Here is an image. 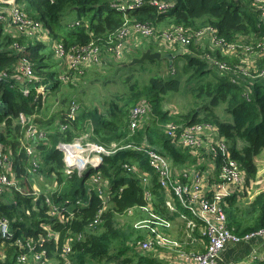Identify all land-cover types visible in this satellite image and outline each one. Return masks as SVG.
Returning <instances> with one entry per match:
<instances>
[{"label":"trees","instance_id":"obj_1","mask_svg":"<svg viewBox=\"0 0 264 264\" xmlns=\"http://www.w3.org/2000/svg\"><path fill=\"white\" fill-rule=\"evenodd\" d=\"M16 1L27 17L42 24L53 42L63 43L69 48L91 43L97 51V65H93L99 67L103 66H100L101 62H109L106 59L110 55L114 60H122L124 66L132 67L113 49L110 50L114 44L112 36L123 26L124 16L148 23L158 30L175 26H182L184 30H203L206 35L197 44L191 42L181 48L183 53L178 57L185 63L180 69L192 82L206 74L213 73L214 76L201 85L195 95L196 99H208L209 102L202 104L200 111L193 109L185 115L169 114L164 106L167 95L179 91V77L166 79L154 74L146 84L140 85L130 72L122 79L123 93L106 103L103 116L98 115L95 108L83 107L81 102L67 94H60L59 99L55 94L58 105L52 113L43 115L42 109L46 106L44 93L47 90L57 92L65 84L75 86L85 68H81V74L74 72L77 76L75 82L62 83L58 75L64 73L63 66L58 63L49 45L26 37L15 29L5 32L0 23V75L4 74L0 81V144L8 155L9 178L11 175L19 188L9 187L0 192V222L6 221L8 234L5 237L0 230V252L3 253L0 264H15L18 255L29 253L31 247L33 252H43V258L53 264H168L138 249L137 241L143 237L139 236L140 230L131 226H127L126 230L120 229L115 222L116 215L147 205L139 175H150L149 192L156 216L172 221L179 213L189 215L179 205L178 199L170 195L177 212L167 210L165 200L168 194L159 184V175L149 166L146 150L167 158L174 175H177V169L193 171L190 167L203 171L212 163L218 176L225 156L221 152L215 156L204 151L192 154L188 149L175 146L166 139L160 127L167 122L181 124L183 129L197 123L211 124L215 128L216 136L224 139L230 158L244 172L243 189L236 187L219 204L225 227L239 237L264 229V191L246 207L239 206L240 201L247 197L249 182L257 175L254 158L264 150V79L241 77L240 83L233 84L230 81L232 73L218 72L204 59L210 45L208 27L213 28L216 36L225 43L239 37H264L262 11L252 0H170L173 6L165 13H158L154 6L147 3L119 12L111 6L119 0ZM144 46L147 45L138 43L126 47L125 43L124 53L127 49L133 53ZM214 52L219 61L228 65L237 62L234 58L222 56L218 50ZM21 60L29 64L35 80H21L16 71ZM263 64L264 60L257 63L259 67ZM172 71L173 75L177 74ZM40 87L43 94L36 92ZM219 104L225 105L224 111L232 117V123L223 122L215 115L213 109ZM73 105L77 107L71 112ZM139 105L147 106L149 112L130 135V111ZM21 114L29 121L20 123ZM29 127L36 135L26 136ZM86 134L89 137L83 140L84 143L92 141L105 149L111 144H133L143 147L145 152L119 149L110 155H102L97 167L87 166L81 172L73 170L71 174H66L59 144H72ZM238 141L246 145L237 149ZM26 146L32 149L29 155L25 151ZM206 157L209 162L203 167L202 164L207 163ZM199 159H205V162ZM123 164L135 166V170L128 171ZM33 175H37L35 179L47 177L51 182L44 186L39 183L42 186L39 190L34 185ZM93 175H98L100 180L91 181L97 187L88 189L86 182ZM98 191H102L103 197ZM45 198L51 204L64 208L62 222L58 217L48 215L49 206ZM96 219L98 221L93 226ZM193 219L200 227L202 222ZM67 241L70 253L61 257ZM254 264H264V259Z\"/></svg>","mask_w":264,"mask_h":264},{"label":"built area","instance_id":"obj_2","mask_svg":"<svg viewBox=\"0 0 264 264\" xmlns=\"http://www.w3.org/2000/svg\"><path fill=\"white\" fill-rule=\"evenodd\" d=\"M253 4L260 9L262 21L264 22V0H252ZM150 4L154 6L158 13H165L173 6L170 0H119L112 3V7L119 11H127L135 9L143 4ZM0 23L4 26L5 32L16 30L18 33L26 37L34 38L45 44L48 43L53 54L63 66L64 73L59 77L62 83L75 82L77 76L74 72L81 74V68H87L95 64L97 61L96 48L90 43L86 46L66 47L63 43L53 42L50 39L47 31L41 23L34 21L27 17L21 5L16 0H0ZM209 40V51L204 55V59L208 65L218 72H230L233 76L230 81L233 84L240 83L241 77L250 79H264V64L259 67L257 61L264 60V37L258 40L243 39L239 37L231 43H225L222 39L216 36V31L208 27L207 29ZM206 35L203 30H184L182 26L170 27L166 30H158L148 23H140L135 20H130L124 16L123 26L116 31L112 36L114 40L113 47L110 50L114 51L120 57L124 54V49L127 47V42L131 38H135L137 43L141 45H157L164 46L166 51H175L177 54H182L183 47L188 46L191 42L197 44ZM126 43V47H125ZM15 48L20 50L15 44ZM182 48V49H181ZM219 51L222 56L231 58H238L237 62L228 65L225 62L219 61L214 55V51ZM252 56L253 61L247 62L246 58L240 56ZM236 57V58H235ZM217 60H216V59ZM17 74L21 80L26 82L33 81L32 70L25 60H21L16 69ZM4 74L0 75V81ZM247 89L249 82L246 83ZM37 93L43 94L42 87L36 90ZM73 105L71 112L76 109ZM146 106L139 105L131 109L129 132L132 135L142 117L146 112ZM29 121L24 115L19 116V122L24 123ZM216 131L211 124L197 123L191 125L189 128L183 129L182 125L169 124L164 130L165 137L170 140L175 146L183 149H188L192 154H198L204 151L206 154L215 156L217 152H221L225 156V160L219 171L218 182L214 179L211 183L204 179L203 175H210L209 172L191 171L187 172L189 175H194L191 185L175 182L171 179L170 163L164 156L152 151L145 150L143 147H137L133 144H125L117 146L111 144L110 148L105 149L102 146L90 143L86 140L84 143L75 141L72 144H59V149L63 153V160L66 165V174H71L73 170L78 172L83 171L87 166L97 167L102 160V155H110L119 149H131L142 151L146 153L148 164L159 175V184L161 187L171 190L179 199L181 205L186 208L193 218H197L203 224L204 233L206 237L207 246L206 251L202 254H192L184 258L185 264H217L215 261L216 255L228 244L239 241H249L257 236H264V229L247 233L241 237L236 236L225 227V218L221 211L219 204L224 201V198L231 194L233 188H242L244 184V172L240 169L238 163L230 158V153L227 151L223 138L216 136ZM36 135L32 127L26 130V136ZM41 136V134H39ZM80 145V146H79ZM26 153L31 154V147H25ZM94 160V161H93ZM123 168L128 171L135 170L133 166L123 164ZM214 165L211 163L208 169H213ZM9 169V170H8ZM10 165L8 164V155L4 152L0 144V192L7 190L9 187H15L14 180L9 178ZM181 175H185L182 173ZM100 177L98 175L91 176V181L98 182ZM19 190V188H17ZM99 195L103 197L102 191H98ZM106 199V198H104ZM226 199V198H225ZM48 207V215L51 217H58L62 222V212L64 208L53 205L48 198H45ZM79 204V202H77ZM98 219L94 221L93 226ZM92 226V227H93ZM188 227L193 229L195 222L193 220L188 222ZM0 230L3 236L7 237V223L5 220L0 222ZM55 235V234H54ZM53 235V236H54ZM165 243V240L156 236L153 241L143 242L139 244L141 251L145 252L154 247H160ZM21 247V244L18 242ZM32 249V247H31ZM29 250L27 254L18 255L15 264H47V260L43 258L42 253H36ZM70 253L69 242L63 246L61 257H66Z\"/></svg>","mask_w":264,"mask_h":264},{"label":"rangeland","instance_id":"obj_3","mask_svg":"<svg viewBox=\"0 0 264 264\" xmlns=\"http://www.w3.org/2000/svg\"><path fill=\"white\" fill-rule=\"evenodd\" d=\"M134 44L135 43H133L132 45ZM46 45H48V43ZM156 48H160V47L156 45H147L135 49L133 53L129 51L124 53L123 59L125 63L127 65H132V67L124 66L123 64H121L123 63L122 60L121 61L114 60L113 55H110L106 59L109 60L108 63L105 62L103 64L102 62L100 63V66L101 65L103 66L99 67V66H95L97 65L95 64L85 68L83 70L84 72L83 75L81 77H78V81L77 83H75V86L72 85L73 86L72 87L71 85L67 86L65 84V86H61V89H59V91L57 92H51L50 90H47L43 96L45 97L44 103L46 105L45 108L42 109L43 115H48L52 113L55 110L56 106L58 105L56 102L57 100L54 96L55 94H58L57 96L58 99L60 94H67L70 98L72 99L75 98L76 100L81 102V105L83 107L95 108L98 111V115L103 116L106 109L105 108L106 103L111 100H115L117 96L120 97V95L123 93L124 86L122 85V79L125 75H129V72L130 74H134L140 85L146 84L147 80L150 79V76L154 74H159L162 78H166V79L179 77L181 79V86L179 88V91L175 93H170L164 99L165 111L168 110L167 112H169V114L179 113V115H185L193 109L200 111V108H202L201 105L208 103L209 100L208 99L203 100L201 98L196 99L195 95L198 93V90L201 87V85H203L206 81L210 80L214 76V74L213 73L206 74L202 78L194 79L193 82L188 81L187 76L184 75L183 71L180 69V67L185 63V61L180 59L178 57L179 54H177L175 51H170V50L166 52L173 57L171 60H169L168 58H164L162 56L159 60H155V62L144 61L141 64H130L131 61L134 58L139 57L144 50L149 49L152 51H156ZM160 52H162V50ZM165 53H162V55ZM172 70L176 71L177 74L173 75ZM61 75L62 74H59L58 78ZM186 81L189 83H186ZM115 102H118V100H116ZM119 103L121 102L119 101L118 104ZM146 109L147 110L144 116L149 112V108L147 106ZM224 109H225V105L219 104L216 107H214L213 112L215 113V115L219 117L221 121L232 123V117L229 114H227L224 111ZM169 124L172 123L167 122L166 124H162L160 127L163 128V130H165L166 126H168ZM88 137L89 134H86L81 139H78V142H80V140L83 141L84 139H88ZM89 142L92 143V141ZM227 144L229 146V143ZM245 145L246 144L244 142L238 141L236 148L241 149ZM110 146L111 145H109L108 148H110ZM260 158L264 164V152L261 153ZM165 159L169 161L167 158ZM179 173H184L185 175H189L187 174V172L181 169L179 170ZM36 176L37 175H33L34 184L36 188L37 187L39 188V190L42 188V186H44V184L51 182L47 177L40 176V179L39 178L35 179ZM261 180L262 178L260 179V181ZM39 183L40 184L42 183L43 185L40 186ZM86 185L88 189L90 187H95V188L97 187L95 184L91 182V179L87 180ZM251 192L252 191L250 190L249 193ZM250 198L252 197L250 196ZM242 201L240 202L239 206L244 208V205H242L243 204ZM136 213L141 214L140 212H136ZM130 220L134 221V214H130V215L123 214L120 217L118 215L115 216L116 225L120 229L126 230L127 226H131L133 223H129ZM144 225L147 224L146 223L141 224L140 227L138 228V230L141 231L138 232L140 237L141 235H143L142 233H144L143 232L144 229H146ZM169 231L171 232V236H173V238L177 237V232L175 230V227H171ZM49 264H53V263L49 262Z\"/></svg>","mask_w":264,"mask_h":264},{"label":"crops","instance_id":"obj_4","mask_svg":"<svg viewBox=\"0 0 264 264\" xmlns=\"http://www.w3.org/2000/svg\"><path fill=\"white\" fill-rule=\"evenodd\" d=\"M258 39L260 38L254 40H258ZM133 43L135 44L132 45ZM137 44H138L137 40L135 38H131L127 42V47L136 46ZM157 45L160 48H156V51L153 52H160L161 50H162V52H160L161 54L166 52V49L164 48L163 45L161 44H157ZM126 51H131V49H127ZM240 57L246 58L247 62L253 61L252 56L247 57L241 55ZM236 59L238 60V58ZM258 62L260 61H257V63ZM262 152H264V150H262L261 153ZM261 153L254 158V164L257 168V175L254 180H251L249 182L248 188H246L247 197L242 199L243 201L241 200L243 203L242 205H244V207L249 205L250 201L255 196H257L259 193L264 191V177H263L264 164L260 158ZM205 159H207V163L202 164L203 167H205L209 162V159L207 157ZM205 159H199V161L205 162ZM209 165H211V163H209L206 166V168L203 169V171L204 172L211 171L212 173H210V175H203L204 179L210 183L214 179H216L215 182H218L219 175L217 176L216 173H214L216 169H208ZM190 169H193V171L199 170V168L196 167H190ZM176 173L178 174L171 175L172 180L187 185L192 184L194 175H181L179 173V169H177ZM139 177L141 178V182L144 185V196L147 205L145 207H140V208H131L124 213L128 215L134 214V221L130 220L129 223H133L131 227L135 230H138L141 224L144 223L147 224L144 225L146 229H144L143 231L144 233H142L143 237L140 238L139 241H137L138 249L140 250L139 248L140 243L153 241V239H155L156 236H158L164 239L165 243H163V245H161L160 247H154V249L145 252L146 254L156 256V258H159L167 262L168 264H185L184 258L186 256L192 254L204 253L206 251L207 240L206 237L203 236L204 233L203 224H201V226L199 227L198 224L194 221L191 213L181 205L179 199L174 195V193L171 190L169 191L165 188L163 189L165 190V193L168 194L167 195L168 198L165 200V206L167 210L169 212H177V208H175L174 204L172 203L173 199L171 198L172 196H174L178 199L179 205L189 212V215L179 213L178 216H176V218L172 221L164 218L161 219L160 217L156 216L153 213L151 194L149 192L150 175H139ZM261 178L262 180L260 181ZM243 187L240 189H243ZM234 189L235 188L231 190V193L234 191ZM250 190L252 191L251 193H249ZM250 196L252 198H250ZM136 212H140L141 214H137ZM191 220L195 222V227L193 229H190L188 227V222ZM171 227H175V230L177 232V237L173 238V236H171V232L169 231ZM0 257H3L2 252H0ZM262 259H264V236H257L249 241L228 243L215 257V261L217 264H254L258 260H262ZM47 264H49V261L47 262Z\"/></svg>","mask_w":264,"mask_h":264},{"label":"water","instance_id":"obj_5","mask_svg":"<svg viewBox=\"0 0 264 264\" xmlns=\"http://www.w3.org/2000/svg\"><path fill=\"white\" fill-rule=\"evenodd\" d=\"M171 60L172 56L168 53L161 54L160 52H153L149 49L144 50L139 57L134 58L130 64H141L144 61L159 60L161 57Z\"/></svg>","mask_w":264,"mask_h":264}]
</instances>
